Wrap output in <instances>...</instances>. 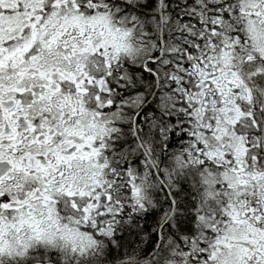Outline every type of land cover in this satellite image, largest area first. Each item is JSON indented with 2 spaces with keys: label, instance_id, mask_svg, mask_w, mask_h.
<instances>
[{
  "label": "snow or ice",
  "instance_id": "obj_1",
  "mask_svg": "<svg viewBox=\"0 0 264 264\" xmlns=\"http://www.w3.org/2000/svg\"><path fill=\"white\" fill-rule=\"evenodd\" d=\"M0 264H264V0H0Z\"/></svg>",
  "mask_w": 264,
  "mask_h": 264
},
{
  "label": "trees",
  "instance_id": "obj_2",
  "mask_svg": "<svg viewBox=\"0 0 264 264\" xmlns=\"http://www.w3.org/2000/svg\"><path fill=\"white\" fill-rule=\"evenodd\" d=\"M149 103H151V100L149 101Z\"/></svg>",
  "mask_w": 264,
  "mask_h": 264
}]
</instances>
